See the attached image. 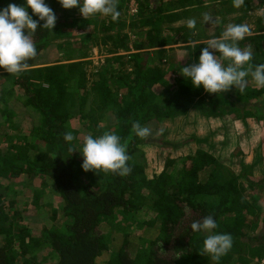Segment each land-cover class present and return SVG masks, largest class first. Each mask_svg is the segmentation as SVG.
I'll return each mask as SVG.
<instances>
[{"label": "trees", "instance_id": "1", "mask_svg": "<svg viewBox=\"0 0 264 264\" xmlns=\"http://www.w3.org/2000/svg\"><path fill=\"white\" fill-rule=\"evenodd\" d=\"M227 1L222 0L223 3ZM45 3L55 13V27L52 31L43 29L44 22L39 21L38 29L31 37L37 56L29 59V67L19 74L13 75L6 71V78H11L13 85L22 89L24 104L43 118L42 124L34 128L33 137L45 143V150L40 152V162H35L24 153L14 154L9 150L7 154H2L0 150V182L2 177H7L2 170L4 162V166L11 172L9 178L12 173H23L24 168H27V174L34 176L39 174L38 169L46 168L49 179L54 180V187L65 205L58 226L45 230L42 239L36 240L24 223L23 215L17 214L12 208L10 211L7 209L8 193L1 191L0 264H42L51 252L42 260H38L33 252L40 246L44 248L46 242L51 244L52 251L56 254L53 255L57 259L54 264H259L264 259V244L252 245L239 241L246 236L243 231L245 225L252 222L245 218L243 211L244 208L252 210L247 206L249 203L244 201L242 192L249 169L246 171L243 167L239 174L228 173L216 154L199 149L188 157L176 160L168 158L162 171L149 172L147 164L139 163L133 153L141 138L132 132V123L139 122L143 126L152 120H176L187 115L191 107L205 112L207 93L203 87L194 88L183 75L182 78L169 75V71L163 67L164 49L157 48L177 43L181 39L177 38L179 33L186 35L185 43L190 41L188 36L193 35L194 30L189 29L187 24L175 27L172 22L190 17L192 10L202 9L197 7L204 8L208 3L217 4V0H160L156 6L151 0H137L135 20L128 19L126 10L130 0H122V6L118 8L121 13L119 19L112 21L107 17L103 24L104 35L100 37L104 42L112 41L113 49L109 52L115 53L113 60H119L122 66L125 65V57L116 54L117 51L130 52L128 62L132 61V68L129 71L122 69L119 76L113 74L114 71L110 72L114 77L113 86L107 84L101 72L96 74L99 78L94 76L90 86L86 84L88 77L83 61L60 65L36 64L42 50L48 48L56 38H63V27L68 26L71 20L76 21L74 11L70 13L58 0H45ZM58 6L63 11L58 10ZM28 11L32 15L30 8ZM97 17L99 16L80 18L81 27L78 29L96 24ZM33 19L38 20V17L33 16ZM237 20L240 23L241 19ZM127 27H130L129 31H125ZM263 30L262 28L261 31ZM168 33L171 34L167 35ZM132 34L138 38L131 43L133 50L128 46ZM222 34L218 30L212 38H220ZM81 38L84 39L81 40L82 47H92V44L99 42L97 39L90 43L95 38L93 32L85 33ZM263 38V35L247 36L238 44L240 48H252L253 56L249 63L253 66L264 63ZM208 44L187 46L192 58L187 66L198 61L201 50ZM86 50L87 48L82 49V57H85ZM215 55L220 58L217 52ZM171 62L172 67H176ZM170 82L176 86H170L172 89L169 90L167 85ZM120 88L124 89V93L119 91ZM162 92L167 93V97L160 100L157 94ZM225 93L227 97L224 99L221 95ZM233 93L236 100L229 103L228 99L234 98ZM0 98L3 99V96ZM260 101H264V88H257L255 83L251 87L245 85L243 93L232 86L217 97H211V109L205 112L208 114L206 117H222L224 111L219 110L246 103L249 104L246 112L252 115L256 111L255 104ZM87 104L91 106L81 119L84 126L93 130L95 135H102L108 130L119 135L121 142L128 147L130 157L127 163L132 170L127 176L92 170L91 177H99L105 185L102 191L83 187L78 177V184L73 183L72 168L78 173L84 169L77 159L71 158L67 153L71 150L72 142L63 140L67 130L65 126L75 118L73 111L84 113L83 108ZM110 110L113 116L111 122L115 121V125L108 130L106 127H99L105 112ZM8 114L11 115L12 111H8ZM255 117L264 119L259 114ZM1 125L0 144L5 141H26L25 136L14 138L8 135ZM248 179L249 184L255 185L251 175ZM258 181L264 183V178ZM0 187L2 188L1 184ZM43 191L36 192L37 206ZM14 204L11 202L10 205ZM55 212L53 217L57 218ZM233 213H237L235 219L232 218ZM208 215L216 219L217 231L231 234L233 238L231 250L218 262L213 261L208 254H201L206 234L192 232L190 229L191 222L202 220ZM255 221L264 222L263 218ZM143 227L151 228L152 231L156 227L158 234L147 246L136 247L135 236L140 234ZM132 228L136 230L132 231ZM245 250L251 252V261L241 257L238 262L232 263V256H240Z\"/></svg>", "mask_w": 264, "mask_h": 264}, {"label": "rangeland", "instance_id": "2", "mask_svg": "<svg viewBox=\"0 0 264 264\" xmlns=\"http://www.w3.org/2000/svg\"><path fill=\"white\" fill-rule=\"evenodd\" d=\"M151 1L153 5L156 6L160 0ZM116 2L118 8L122 6V0H116ZM10 3L23 5L24 0H0V8L7 7ZM136 3L137 0H130L128 4L126 11L129 20L136 19L135 15L138 11ZM205 5L207 6L204 8L197 7L202 8L200 10H192L191 13H189L190 17L184 19L180 18L172 22L173 26L179 27L181 25H186L190 18H195L197 20L196 30L193 29L194 34L188 36V40L191 42L188 41L185 43L186 35L184 33H179L177 38L181 39H179L177 43L157 48V50L164 49L165 53L162 55L164 62L163 67L169 71L168 74L172 77L182 78L180 69L186 67L187 62L192 60L189 54L190 50L187 48L188 45L192 46V44L196 43H209L213 39H216L214 37L212 38L215 32L221 30L223 33L229 25L243 24L248 26L249 34L245 37L256 35L264 36V30L261 31L262 28L264 29V0H242V3H240L238 7L236 6V0H232V2L228 0L227 3H223L222 0H217V4L211 5L208 3ZM57 9L63 11L61 6H58ZM69 11L70 13L74 11L76 21L71 20L68 26L63 27L64 31H61L63 38H56L48 48L42 50L36 64H39V66L60 65L73 63L75 61H83V68L86 70L88 77L86 84L88 83L90 86L94 76L99 78V75L96 74L101 72L103 73L102 76L107 80V84L113 86L114 77L112 73L118 74L119 76V73L122 74V69L129 71V69L132 68V61L130 63L128 62L130 52L119 50L116 53L125 57L123 59L125 61L124 66L121 65L119 60H113L115 53L109 52L110 49H113L111 46L112 41L104 42L100 38L104 35L105 31L103 24L106 23L104 20L107 19V17L96 15L99 16L97 17L98 21L96 24L92 23L90 27L78 29L81 27L79 24L84 17L81 15L78 7H73L69 9ZM204 14L211 16L212 22L205 23L203 20ZM238 18L241 19L240 23L237 20ZM129 28L130 27H127L125 31H129ZM135 31L137 32L138 30ZM92 32L95 38L94 40H90V43L97 39H99V42L92 44V47H86L87 45L82 47L81 40L84 39L81 38V36L85 33ZM133 34L129 41L130 44L128 45L131 50H133L131 43H134V41L138 39ZM170 34L171 33H168L167 35ZM237 43L239 44L240 41ZM83 48H87L85 57L81 56ZM241 49L251 50L252 48L249 47L247 49V47H245ZM210 51L215 55V50L210 49ZM171 61L176 64V67H172ZM227 62L226 60H221V63L224 65H227ZM110 72L112 73L110 74ZM246 79V85L251 87L254 84V82L251 81V77ZM170 86L175 87L176 85L170 82L167 85V89H172ZM80 91L82 92V90ZM119 91L124 93L123 88H120ZM206 93V101L204 102L205 112L211 109V105L209 104L211 97H217L219 95V93ZM157 95V98L160 100L167 97V93L165 92ZM1 96H3V99L0 98L1 127H5L8 135L14 138L27 137L24 142L10 143L5 141L0 144L2 154H7V151L11 150L14 154L24 153L35 162H40L42 157L40 152L45 150L46 145L43 141L34 138L33 135L35 133L34 128L42 124L43 118L24 104L25 97L23 96L22 89L18 86H14L11 78H6V70L0 68V97ZM221 96L225 99L227 94L225 93ZM233 96L234 98L228 99L230 100L229 103L236 100L235 93H233ZM248 105V103L244 105L238 104L236 107L234 105L228 106L226 110L221 109L219 111H224L222 112L224 114L219 118L213 117V119H206L207 113L204 112V114L200 109L198 110L197 108L191 107L188 109L189 113L187 115L179 117L176 120H152L146 122L143 126L151 128L153 134L141 138L139 143H137L135 147L133 146V153L139 163L147 164L149 172L154 170L157 172L162 171L165 161L168 158L176 160L182 157H188L190 154H195L199 149H205L216 154L220 160V164L224 166L223 168L228 173L233 172L239 174L243 170V167H245L246 171L249 169L246 175L247 178H245L243 182L242 192L245 196L244 201L249 203L247 206L251 207L252 210L249 209L250 212L244 208L243 211L245 213V218L252 220V222L245 225L246 228H244L243 231L246 236L241 237L239 241L255 245L256 243L264 244V222L257 223L255 221L256 219L259 220V218H263L264 220V183H259L258 181L260 178H264V119H257L255 117L258 114L264 116L262 113L264 112V101L255 104L256 111L255 114L252 115L246 112ZM90 106L91 104L85 105L83 108L84 113L73 111V117L75 118L65 126V128H67V130L65 129L66 132H71L76 138L71 143V150L67 151V153L71 158L77 159L81 164L83 163V157L78 151L77 146L82 144L84 138L88 135L100 136L95 135L93 130L85 127V123L81 120L85 116L86 109H89ZM8 111H12V114H8ZM8 115L11 117L8 118ZM111 118H113L111 110L108 113L105 112L104 118L99 122V127H106L107 130L111 128V126L115 125V121L111 122ZM74 129L76 130L74 131ZM160 130H162V133L157 134ZM18 133H21V135H17ZM126 149L128 150L127 146ZM5 164L6 162H4L2 166V170L6 173L7 177L4 176L1 178L0 184L2 188L0 187V193L1 191H7L8 193L9 200H6L7 209L10 211V208H12L17 214H22L24 223H26V226L31 231L32 236H34L36 240H40L45 230L54 229L58 226V223L61 222L62 219H60V217L65 202L58 191H56L54 180H52V178L49 179L46 168L38 169L37 171H39V174L36 176L27 174V168H24L23 173L22 171L20 173H12V177L9 178L11 172L8 167L4 166ZM72 170L74 176L73 183L75 185L78 184L76 180L78 177L83 187L88 186L92 191H102L105 189V185L102 184L103 182L99 177H91L92 170H82V172L79 173L75 168H72ZM250 175L253 177L255 185L248 183V176ZM41 191H43L44 194L40 197V204L37 206L35 204V195H37L36 192ZM10 201L15 203L14 206L10 205ZM54 212L57 218L53 217ZM233 215L232 218L235 219L237 213H233ZM128 229L131 228L128 227ZM156 229L155 227V231H152L151 228L143 227L139 232L140 234L135 236V240L137 241L136 247L150 244L158 234ZM135 230V228H132V231ZM52 250L51 244L46 242L44 248L40 246L36 248L33 253L38 260H42L43 257H46V255L48 256V252H51V255L46 260H43L42 264H54L57 259L53 258V255L56 256V254ZM232 257L234 258L232 263L238 262L241 257L246 258V261H251L250 257H252V254L245 250L240 253V256L234 254ZM256 261L258 263V259ZM259 264H264V259H262Z\"/></svg>", "mask_w": 264, "mask_h": 264}, {"label": "clouds", "instance_id": "3", "mask_svg": "<svg viewBox=\"0 0 264 264\" xmlns=\"http://www.w3.org/2000/svg\"><path fill=\"white\" fill-rule=\"evenodd\" d=\"M58 2L65 9L78 7L86 19L100 15L117 21L121 15L116 0H58ZM240 3L242 0H236L237 7ZM29 8L32 15L29 14ZM33 16L38 17V20L33 19ZM203 20L209 23L212 22V17L204 14ZM39 21L44 22L43 29L51 31L56 24L55 13L45 0H24L23 5L10 3L7 7L0 8V68L14 75L29 67L27 61L37 56V49L31 37L37 31ZM196 24L195 18L187 21L189 29H194ZM247 34L249 28L246 25H229L220 38L213 39L201 50L196 63L180 69L181 74L194 88L203 87L208 93H222L232 86L243 93L248 77H251L257 88H264V63L251 65L249 62L252 60V51L242 50L237 43ZM210 49L228 61L227 65L222 64L218 55H214ZM131 130L140 138L153 134L151 128L141 126L139 122L132 123ZM161 133L162 130L157 134ZM75 139L71 132L63 135V140L68 143ZM77 147L83 157L81 166L85 171L111 172L123 177L132 170L127 163L130 157L126 145L114 132L106 131L95 137L88 135ZM217 228V221L212 215L205 216L199 221L194 220L190 224L192 232L206 233L201 254H208L213 261L218 262L231 250L233 238L231 234L217 231Z\"/></svg>", "mask_w": 264, "mask_h": 264}, {"label": "crops", "instance_id": "4", "mask_svg": "<svg viewBox=\"0 0 264 264\" xmlns=\"http://www.w3.org/2000/svg\"><path fill=\"white\" fill-rule=\"evenodd\" d=\"M204 114H205V113H204ZM211 118L213 119V116H211ZM206 119H209V118L206 117Z\"/></svg>", "mask_w": 264, "mask_h": 264}]
</instances>
